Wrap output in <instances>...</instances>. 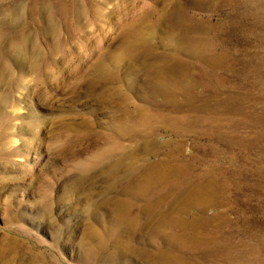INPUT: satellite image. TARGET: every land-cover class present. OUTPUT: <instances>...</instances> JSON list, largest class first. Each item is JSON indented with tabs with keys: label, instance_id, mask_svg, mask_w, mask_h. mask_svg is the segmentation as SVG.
<instances>
[{
	"label": "rangeland",
	"instance_id": "rangeland-1",
	"mask_svg": "<svg viewBox=\"0 0 264 264\" xmlns=\"http://www.w3.org/2000/svg\"><path fill=\"white\" fill-rule=\"evenodd\" d=\"M163 56L185 65L157 76L166 93L147 74ZM140 107L212 122L155 135L175 139L193 176L212 180L202 216L224 213L213 236L239 250L192 264H264V0H0V259L15 255L5 251L14 238L22 259L30 250L48 264H152L93 257L115 234L103 200L129 197L99 169L140 146L120 128ZM171 147L137 157L156 161ZM131 245L166 247L144 231Z\"/></svg>",
	"mask_w": 264,
	"mask_h": 264
},
{
	"label": "bare ground",
	"instance_id": "bare-ground-1",
	"mask_svg": "<svg viewBox=\"0 0 264 264\" xmlns=\"http://www.w3.org/2000/svg\"><path fill=\"white\" fill-rule=\"evenodd\" d=\"M184 40L191 49H202L204 46L203 42L200 43V40L189 35H184ZM140 54L142 57L150 55L142 52ZM212 57L216 62L222 60L218 55ZM158 63L160 65L150 67L147 73L150 77L155 73V80L151 78L150 87L158 92L166 93L167 85L160 82V76L164 74L167 77L174 72L184 75L185 65L172 57L165 56L161 57ZM157 76L160 81H156ZM171 93L173 94L172 91ZM134 118L131 120L137 124L129 121V123H123L120 128L125 135L130 134L129 137L140 146L137 145L127 151L121 148L118 157L106 160L99 169L103 177L111 180L109 185L115 186L117 181L122 179L124 181L122 191L129 197L127 199L108 197L103 200V204L108 206L112 213L110 227L107 230L115 234L109 240V246H102L101 253L96 256L97 253L94 252L93 257L95 256L98 261L106 259L110 262L119 258L138 257L152 264H192V262L195 263L193 260L195 256L201 260L206 257L220 258L224 261L237 259L239 255L237 247L225 246L213 236L216 227L225 222L224 213L202 216L203 211L215 203L213 191L215 185L212 180L209 182L210 178L203 174L197 178L193 176L191 163L178 157L182 147L175 144V139H167L163 142L155 140L157 131L162 127L174 136L175 134L181 136L189 132H197L195 130L197 125L206 126L212 122L205 117L187 115L156 116L143 107L138 108ZM168 144L172 147L166 151L164 157L156 161H146L144 158L137 157L141 151H155ZM113 154L116 155V153ZM193 207L197 208L201 214L190 213ZM86 228L87 235L97 238V231L92 225L87 224ZM172 228L178 231H172ZM113 229L115 231H112ZM142 231L163 240L166 247L147 250L132 246V236ZM5 241L7 246L5 251L15 255L9 259L1 258L0 264L49 263L30 250V255L22 259L23 253L20 252L26 247L14 238H7ZM202 246L203 250H201ZM173 249L175 251H172Z\"/></svg>",
	"mask_w": 264,
	"mask_h": 264
}]
</instances>
